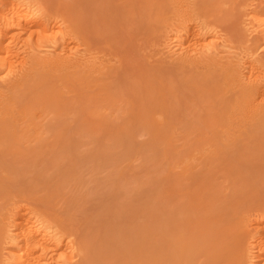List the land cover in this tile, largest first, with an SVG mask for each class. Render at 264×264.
<instances>
[{
	"label": "bare ground",
	"instance_id": "obj_1",
	"mask_svg": "<svg viewBox=\"0 0 264 264\" xmlns=\"http://www.w3.org/2000/svg\"><path fill=\"white\" fill-rule=\"evenodd\" d=\"M43 1L46 2V0ZM47 1L52 2L53 0ZM243 1L244 0H69L68 2H62V0H54V2H50L51 7L54 3L56 10L60 11L62 15L67 17L71 28V33H69V31V34L65 32L62 38H65L66 34L68 35V37L66 36L68 40L73 39L72 35H74L75 38L77 37V41L79 40L80 42L75 41L74 43L73 39V45L79 43L76 45L78 50L75 49V46L70 50L72 51L71 55H73L74 50H77L79 54L70 56L69 52L71 51L68 52L69 54L65 51L67 53L66 55L61 53V55L57 54L54 57L37 60H34V58L29 55L31 57L30 59L27 55V58L32 61H30V63L28 61V66L25 65L26 63L21 66V62L23 63V60L25 61L27 58H23V56L26 57L25 54L18 56V54L15 53L16 45H12L17 40L15 42L14 40L18 35L20 36V34H26L28 36L37 34V36L43 35V37L48 35H44V33L52 29L47 30V25L42 21V17L44 18L46 14L44 8L47 10L48 6L45 7L43 5V9L40 7L41 9L32 10V12L28 9V11H26L24 8L22 10L21 7L23 6L18 4L21 6L18 7L14 0H3V7L0 9V53H2L0 54V70H5L7 68L10 69V71H14L11 70L15 67V62L17 61L14 60L19 57L23 58V60L21 59L22 61L18 59L20 64L16 62V64L18 63V65L21 66L23 71L19 70L20 72L18 74L12 72V74L14 73V76L16 74L14 78L11 77L12 79L9 77L11 74H8L10 80L0 85L3 87V89H0V138L6 139V141H4L8 144L7 150L16 149L19 146L23 147L22 143L24 142H21V137L24 134V136L27 134L29 137L31 133H34L33 136H39L38 139L36 137L35 140H32L33 142L29 140L32 142L31 145L28 143L29 141H26L28 146H30L25 150L29 155L31 153L35 154L37 149L40 150L39 154L42 155L44 153V157L46 159L48 157L47 160H50L49 162L46 160L48 166L52 168L50 169L58 171V169L60 170L62 168L58 163L59 160H62L61 158L64 160V158L66 159L72 156V158H75V160L72 159L73 162L77 161V163L81 160L77 159L78 154L76 153V149L79 146L81 147L82 145L80 144L82 143H80V139L77 137L78 135L76 137L72 135V130H70V132L67 131L65 123H67L68 118L67 121L64 120L66 114L68 115L71 112L78 114L81 126L76 125V123L75 125L77 127L80 126L81 129H85L87 133L89 130L92 131V129L93 131L98 129L96 131L98 132L101 128L107 129L106 126H110V123H108L106 119L107 116L110 118L108 115L110 113H105L103 109L104 106L113 107L116 102L123 103L124 106L128 108L125 110L124 106L121 107L123 104L119 105V103V110L124 108L126 113L136 114L137 120L142 119V121H145L147 119H144L143 117L148 116L149 114L147 113L149 112L151 116L153 107L158 103L162 104L167 93H170L173 96L175 95L176 97L183 93L184 89H187L189 86L188 89L193 87L196 88V91L199 89L197 91L198 93H205V96L203 97L205 100L207 97L209 99V96H211L213 104L210 103V99L206 102L210 101L207 105L211 104L212 109L213 107L215 108L214 110H211V112H209L211 107L207 109L208 111L205 109V112L209 113L207 114L209 115V119L205 117L207 118L206 125H209L208 121H216L217 123V125L214 123L215 126L212 125V131L210 128L211 125L210 127L208 126V129L205 131L204 129H206V127H204V129L201 128V123L199 126H196L198 123L195 125V120H193L194 122L192 121L190 125L185 124L187 125L188 130L191 129L190 131L185 129L186 126L183 131L187 130L190 133L191 131H196V133L204 135V133L209 131L210 128V132H212L213 135H216V137H219V143L217 139L212 138V140L208 141L209 143L206 142L205 144H202L205 141H202L203 137L201 139L200 135L198 137L195 136V139H201H197L199 143L190 142L189 138L193 135V132L190 136L188 135L189 133L187 134V131H184L186 132L183 134L186 137L184 138L187 139L188 137L189 140V143L187 142V144L183 142L185 144L184 148L182 145L180 146L183 148L184 153L175 150H172L171 152V156L176 162H179L180 159L183 158L188 161H194V165L191 168L186 169L187 173L184 176L189 180L188 187H186V184L184 186L185 188H183V186L181 187L180 185L182 182L178 185L183 189L181 194H176L177 191H180L178 187H175L174 185V187L179 190L172 191L173 185L171 184L172 186H170L166 183L171 188H168L169 192L172 191L174 193L168 200L166 199V202L163 198V188L155 187L152 189L147 188L143 191H134L129 202L119 203L111 208L110 204L103 206L102 199L105 201L106 198L102 195L97 197L98 203L101 202L100 205H88L86 206L87 210H83V213L80 212L82 214H80V216L83 217L84 213L88 214V212L92 213L91 211H93L91 215L93 216L92 218H89V214L88 217H83L81 219L78 218L79 216L77 217L78 219H75V215L74 218L66 217L69 213L74 212L72 214H75V211L77 210L72 211L74 210L73 207V209H69L70 211L68 210L69 213L64 215L66 218L63 219L61 218L64 217L62 216V212H57L59 213L57 214L55 211H52L55 209H50L51 211L48 210V220L51 223L56 225L58 223L61 224L60 226L62 227V230L64 231L63 228L66 229L64 233H68L67 231H69V234H75L74 237H77L76 239H78L76 240V243L78 241L77 245L79 244L78 247H80L83 255H81V259H79L78 262L69 264H247L245 262L248 258H252L254 264H259L262 261L264 262V54L253 56L255 53L254 47L252 44L246 42V37L238 28L237 8ZM223 3L228 4V7L224 9L221 8ZM46 4L50 5L48 3ZM49 8L50 7H48V9ZM259 13L258 15L261 16L256 15V17L258 16V19L256 20L263 23L264 16H262L261 11H259ZM48 15L47 12L46 16ZM44 20L46 21L49 19H46L45 17ZM168 26L175 31L172 30L175 33V39H172H177L182 43L181 47L183 48L184 46L183 54H185L184 56L181 54L182 57L177 60V62L173 60V63H175L174 65H170L169 69L162 68L156 63H151L146 55L147 52H144L145 48L154 45L153 43H155V41L158 42L157 39L163 36L166 30L170 29ZM217 28H220L223 33V37H221L222 40L225 41V43L226 41L233 42L237 47V53H240V56L241 54H244L243 56L247 54L242 53L243 51L248 52V59H246V61L243 59L244 62H241L242 59H240V62L229 64L232 61L229 63H222L224 60H220V57H218V63V60L216 59V61L213 57L207 55V52H202L205 50L204 46H211V43H204L206 35L215 32L214 30ZM217 31L218 30H216V33ZM167 33L169 34V31H167ZM215 34H213V36ZM216 36L217 35L214 37L215 39ZM43 37H41V39ZM166 37L168 36L166 35ZM208 37L210 38V36ZM18 38L22 39L21 36ZM30 38L31 37H27V39ZM163 39H165V37ZM218 39H220V36H218ZM24 40L25 38L23 41ZM159 40L162 41L161 39ZM38 42H40V47L41 40ZM24 44L25 47L23 48H27L26 43ZM63 44L66 43L63 42ZM67 44L66 46H63L61 51H64L63 49L68 47ZM198 44H200L201 52L198 49L199 47L196 49L199 52L192 51V47L196 48ZM212 44H214V42ZM17 46L19 47V45ZM13 47H15V49ZM70 47L72 46L70 45ZM26 50L28 51V49ZM92 50L99 53L100 55L97 54V56L99 55L101 58L103 57V59L99 58L100 60H98L91 58L92 56H88V52ZM18 51L19 50H17V52ZM61 51L59 50V52ZM150 51L152 50L150 49ZM190 52L192 54L194 52L195 54L192 55ZM14 55L18 56V58L15 56L16 58L14 59ZM97 56L95 58H97ZM258 62L261 63V66H259V64L257 65ZM19 68L20 67H18V69ZM6 79L8 80V78ZM1 82H3V80ZM168 82L171 83L170 86L166 84ZM196 91L195 93L197 95L198 93ZM155 92L161 94L159 100L154 99L153 95H155ZM67 94L71 95L68 97ZM199 95L197 96L200 99H203ZM68 100L72 101L70 107L65 104ZM198 102L202 103L203 100H199ZM68 103L70 102L68 101ZM118 105L116 104V106ZM37 108L46 109L45 111L48 110L49 112H52V114L58 115L55 117H62L65 121L63 122L62 120L63 124L59 122L58 124L61 125L57 124L53 127L51 126V128L49 125L48 127L50 129L46 126L49 133H52L53 131L54 138L53 140L50 139V141L53 142L51 144H48L43 140L46 139L47 136L43 135L45 136L44 138L43 136L40 137V135H38L39 127L38 130H36V124H34L33 127L31 124L29 125V127H32L33 132L30 131L31 133H27L30 129H23L27 122L26 120L29 121V119L32 118L31 116L40 117L38 116L40 114L35 111ZM113 110L115 111V109ZM43 111L42 113H44ZM49 114H47V117H51V114ZM145 114L147 115L145 116ZM240 114L246 116V118L244 117L247 121H244L247 124L245 129H237L235 126L236 123L234 126L232 124H225L226 119L224 121L223 116H226V118L230 120L231 117H235L234 115L239 117ZM158 115L160 116V113L157 114V116ZM16 117L17 119H19L18 117H20V119H27L21 120L26 121L22 129L18 126L20 125V121L17 123L18 125L15 126L16 131H14L11 128L13 122L10 123L9 121H12V119H15ZM41 117L44 118L46 116L43 117L42 115ZM198 117L196 118L199 121L200 116ZM111 119L112 118L108 121L111 122ZM236 119L234 120L235 122ZM43 120H41V122ZM79 120L76 122L78 123ZM137 120L135 122H137ZM200 120L206 121V119ZM52 121H54V119ZM223 121L225 123H223ZM54 122H52V124H54ZM125 122V125L122 124L121 126H117L116 131L124 129L126 126ZM152 122L154 123V118ZM111 123L114 124V120ZM229 123H231V121ZM202 124L206 126L205 122H202ZM134 125L136 126V123H134ZM147 125H150V123H147ZM114 126L116 127V125ZM127 126L130 127L128 124ZM80 127H78V130ZM152 128L155 133L159 130V127H157V129L155 126ZM65 129L70 135L65 133ZM131 129L132 128H130V130ZM167 129H170L166 132L170 133V135H172L171 132L175 131L173 127ZM23 130H25V132ZM75 130H73V132ZM237 130H240L238 131L239 133H237ZM164 132L165 131H162V133ZM196 133L194 132L195 135ZM91 134L92 133H90V135ZM156 134L158 135V133ZM84 135L85 134H83V136ZM90 135L88 134V136ZM106 135L110 136V134ZM209 136L212 137L210 133ZM93 137H97V135ZM125 137L126 136L124 135V138ZM40 138L43 139L41 140ZM83 138V142H85V140H91L92 137L87 139H85V137ZM113 138L114 136H112V138L109 137L110 140L112 139V142ZM117 138L120 137L118 136ZM165 138L163 140H165ZM171 138L172 136L170 139ZM206 138H208L207 135L204 137L207 141ZM24 139L26 140V138ZM96 140L94 141L97 145L99 142ZM101 140H103V138ZM126 140L125 147L127 146L129 148L128 145L132 142L127 141L128 143H126ZM123 141L124 140L122 139V142ZM157 141L155 142H160ZM90 142H88V144ZM166 142L168 141L166 140ZM1 144H3V142ZM1 144L0 148L3 146ZM107 144L108 143L104 144L106 148L103 146V148H100L98 151H103V149L104 151L106 149V151H109L108 146L115 145L114 143ZM132 145L133 144H131L129 149L133 148ZM161 145L163 144L161 143ZM170 145L172 146V144ZM111 146L109 147L111 148ZM166 147H168V144ZM175 147L178 148L179 144L175 145ZM48 148H51V151L47 150ZM121 148L119 147V149ZM22 149L23 148H20L21 151ZM1 150L4 149L1 148ZM7 150L5 152H7ZM89 150L91 149L85 151L87 152ZM111 150L114 152V147H112ZM128 150L126 151L129 152L130 150ZM78 151H80V149ZM165 151L166 150H164V153ZM116 152L114 158L118 155ZM87 154L90 157V154ZM102 154L104 155H101L100 153L101 156L94 159L96 162L91 161L93 162L92 164H95L92 167L93 169L102 170L101 167L107 169L106 165L109 163V160L112 162L113 160L115 161V159H112L113 157L111 158L110 152L109 154L107 152H103ZM165 154L167 155V153ZM181 154L184 157L181 158ZM21 155L19 156L21 157ZM25 155L23 157L24 159L27 157ZM41 155L34 156L40 157ZM95 155L97 156V154ZM124 155L119 157L117 160V162L119 161L118 163H110L113 165V168L111 166L108 168H112L113 170L115 167H118L120 161L124 160L127 156L125 155L124 158ZM7 156L9 157V155ZM6 157L2 158L6 161ZM17 157H14V160L17 159ZM41 157H33V159H35L34 162L38 165L32 162L33 160L31 163H34L35 166L37 165L38 167L39 163L37 162V159H41ZM91 157L94 158L93 156ZM63 160L60 162H63ZM86 160L89 161L87 156ZM20 161L19 165H22ZM22 161L25 162V160ZM45 162L44 166L40 169L38 168V171L41 172L42 169L43 173ZM9 163L8 165L12 162ZM49 163H51V165H49ZM1 164L0 167H2ZM5 164L7 165V162H5L4 165ZM17 164L18 163L16 162L15 165ZM25 164L24 166L22 165V167L21 165H17L16 167H21L23 171L25 169L27 174L30 171L34 172L33 174L35 176L38 174V171H35L34 169H29L30 171H28V167L31 165L27 163L29 166H25ZM64 164L65 163H63V165ZM114 164H117V166ZM15 165H13V167ZM104 166L106 168H104ZM13 167L6 170L13 172L19 171V168L16 170V167ZM76 169H78V167H76ZM47 171L44 172L46 173ZM63 171H66V169ZM63 171L62 174L64 175ZM76 171L70 168L68 170L69 177L77 175L78 173ZM35 172L37 174H35ZM24 173L25 172H22L23 177H25ZM42 173L41 175L45 176H42L43 178H49L45 173ZM54 173L55 172H53L52 179L55 178L53 179L55 181L58 172ZM65 173L67 175V172ZM20 174L21 173H18L16 175L19 176L12 177L14 176L13 174L10 176L12 177L10 179L7 174L1 175H7L8 178L5 177L3 182H1L2 179L0 181V264H61L63 263L61 260L68 261L69 257L65 256L67 253L68 255L71 253H69L68 247H66L67 249L64 248V250H67L66 254L63 251V253H60L62 255L65 254L64 256L66 259H64L62 255L61 257L60 255L57 256V253L60 251V248L64 247L62 246L63 243L66 242V246L70 244V239L68 238V240L64 242V240L61 239V236H58L57 231L51 230L56 226L52 228L50 227V224L39 223V218H37V220L34 216L33 219L32 215V218H28L27 215H29L30 212H34L29 211L30 207L29 210H26L27 206H29L28 202V205L22 203L23 206L26 205L25 209L24 207L22 208L24 211L21 209L23 212L16 207L20 212L17 210L18 214L16 213L13 219V216L11 215V218H8L10 216H6V214H9L7 213L8 210L16 209H13L15 196L10 197V195L18 193L24 198L27 195L32 196L35 187L37 186H35V184L40 185L39 182L42 183L43 180L39 175L38 177L36 176L34 181L30 182L22 176V178H20ZM60 174L58 173L59 176ZM175 176L177 177V175ZM39 178L42 180L39 181ZM62 178H64L63 180H65L66 184L68 181L72 180L70 178L69 180L68 177L67 180L64 176ZM72 178H74V176ZM219 178H224L228 181V186L225 189L219 184ZM45 179L43 182L46 184L49 183V180L46 179L45 181ZM179 179H181V177ZM35 180L38 181V183H35ZM62 181L59 183L65 184ZM60 184L58 186H52V193H50L52 196L53 193L56 194V196L54 195L55 197L62 193L61 190L65 187H63V185L60 187ZM48 185L49 184L46 185V190H49L51 187V185H49V187ZM43 186L42 188L45 187ZM36 188H38V186ZM35 192L37 191L35 190ZM45 193L46 197L47 195L49 197L51 196L47 192ZM25 194L27 195L24 196ZM34 194V197L37 199L38 195L36 196V193ZM52 196L50 198L41 196L45 199H41V197L38 196V201L36 202L40 204L35 203L33 206H37V204L38 206H41L42 204L44 207L46 205V207H50V205L54 203L53 199H55L54 197L52 198ZM27 198L32 197L27 196ZM21 199L22 197L19 198V201ZM75 200L77 199L75 198ZM33 201L34 200L30 202V205H32ZM72 203L73 201H71V204ZM18 206H20V204ZM37 208L39 209L40 207ZM78 208L80 207L77 206L76 209ZM80 210L82 209H79V211ZM27 212L29 214H27ZM10 213L12 214V212ZM70 215L71 214H69V216ZM249 223L252 224V228H250L252 229L251 231L248 228L250 225ZM3 250L6 252L3 253ZM70 257L73 256L71 255ZM65 263L67 262L65 261Z\"/></svg>",
	"mask_w": 264,
	"mask_h": 264
},
{
	"label": "rangeland",
	"instance_id": "obj_2",
	"mask_svg": "<svg viewBox=\"0 0 264 264\" xmlns=\"http://www.w3.org/2000/svg\"><path fill=\"white\" fill-rule=\"evenodd\" d=\"M15 1V3H17V5L18 4H21L23 7H21L20 5H18V7H21V9L23 10V8L26 10V11H34V10H37V9H43V7L45 6V7H50L49 9H48V7H47V10H46V8H44L45 9V13L47 14V12H48V16H46V14H45V16H44V18L42 17V21H44L45 22V24L47 25V30H49V29H52V30H49V31H47V32H45L44 33V35L45 34H48V35H46V36H44L43 37V35H38L37 36V34H34V35H31V36H28V35H24V34H20V36L22 37V39H20V38H18V37H20L19 35L17 36V38H15V40H14V44L12 45V46H14V45H16V49L17 50H19L18 52H17V50L15 49V47H13L14 49H15V53H17L18 54V56L19 55H21V54H25L26 55V57L25 56H23V58H27V55H28V57L31 59V57H33L34 58V60L36 59H47V58H49V57H54V56H56L57 54H60L61 55V53H64L65 55L69 52V51H71L70 49L71 48H74V46H75V49H77L78 50V48H76L77 46V44H79V43H76V44H74L73 45V39H74V43H75V41L76 42H80L79 40L77 41V39L75 38V36L74 35H72L73 37V39H69L70 40V42H69V40L66 38V36L68 37V35L67 34H69V33H71V28H70V26H69V21H68V19H67V17L66 16H64V15H62V13L60 12V11H58V10H56V7H55V5H54V3L52 4V7H51V4H50V2L51 1H47L46 0V2L45 1H43V0H14ZM17 1V2H16ZM68 2L69 0H62V2ZM3 0H0V9L3 7ZM18 2H20V3H18ZM52 2H54V0L52 1ZM51 2V3H52ZM45 3V4H44ZM46 3H48V4H50V5H47ZM44 5V6H43ZM223 6L221 7V8H227L228 7V4H222ZM41 7V8H40ZM28 9V10H27ZM238 17H237V22H238V28L241 30V32L244 34V36L246 37V39H247V43L248 44H252V46L254 47V49H255V53L253 54V56L254 55H257V54H264V22L262 23H260L258 20H256V19H258L257 17L258 16H261V15H258V13H259V11H261V14H262V16H264V0H244L243 2H241L239 5H238ZM32 11V12H33ZM260 14V13H259ZM256 15H258L257 17H256ZM45 17H46V19H49V20H44L45 19ZM48 21V22H47ZM67 21H68V23H67ZM47 22V23H46ZM259 22V23H258ZM52 25V26H51ZM263 25V26H262ZM52 27V28H51ZM169 28H167V29H169V30H166V32H165V34L163 35V36H161L159 39H163L164 37H165V39H163L162 41H160L159 39H157L158 40V42L157 41H155V43L157 44V46H156V44L155 43H153L154 45H151V47L149 46L148 48H145V50H144V52L146 53V55H147V57H148V59H149V61L151 62V63H156V64H158V65H160L162 68H170V65H174V63H173V60L174 61H176L177 62V60H179L182 56H181V54H183V50H184V46H183V48L181 47L182 46V43H180V41L179 40H174L175 39V31L173 30V29H171V27L170 26H168ZM174 32H173V31ZM216 30H218L217 31V33H216ZM216 30H214L215 32H212V33H209V34H207L206 35V37H205V42L204 43H206L207 42V44H209V43H211V46L209 45V47L208 46H204V48H205V50L204 49H202V50H204V51H202V52H207L208 54L207 55H209L210 57H213L215 60L218 58V57H220L219 59L221 60H224V62H222V63H229L230 61H232V62H230L229 64H232L233 62V64H235V63H237V62H240V59H242L241 60V62H244V61H246V59H248V52L247 51H243L242 53H247L245 56H243L244 54H241V56L243 57H241L240 56V53H237L238 52V49H237V47L234 45V43L232 42L231 43V41H226V43H225V41H223L222 40V38L221 37H223V33H222V31L220 30V28H217ZM68 31H69V33H68ZM167 31H169V34L167 33ZM171 31V32H170ZM65 32L67 33L66 35H65V38H62V36H64L63 34H65ZM174 34H173V33ZM211 32V31H210ZM263 32V33H262ZM216 33V34H215ZM171 34V35H170ZM213 34H215V35H217L216 36V39L214 38L215 37V35L213 36ZM221 34V35H220ZM166 35L168 36V37H166ZM171 37H170V36ZM32 36H34V37H32ZM37 38H39V39H37ZM174 36V37H173ZM208 36H210V38L208 37ZM218 36H220V39H218ZM25 38V40L24 41H26V42H24L23 41V39ZM27 37L29 38V37H31L30 39H27ZM41 37H43L42 39H41ZM212 37V38H211ZM172 38H174V39H172ZM214 38V39H213ZM19 39V40H18ZM27 39V40H26ZM36 39V40H35ZM41 40V44H40V47H39V43L40 42H38V41H40ZM63 40V41H62ZM68 40V41H67ZM72 40V41H71ZM212 40V41H211ZM222 40V41H221ZM19 41V42H18ZM29 41V42H28ZM36 41V42H35ZM65 41H67V42H65ZM175 41V42H174ZM21 42V43H20ZM63 42L64 43H71V44H67V46L68 47H65L63 50L64 51H61L62 50V48H63V46H66V44H63ZM214 42V44H212ZM17 43H20V44H17ZM24 43H26V45H27V48H23V47H25L24 45ZM38 43V44H37ZM159 44V45H158ZM17 45H19V47L17 46ZM29 45V46H28ZM70 45L72 46V47H70ZM21 46V47H20ZM38 46V47H37ZM61 46V47H60ZM156 46V47H155ZM159 46V47H158ZM196 47V46H195ZM199 47V48H198ZM20 48V49H19ZM30 48V49H29ZM68 48H69V50H68ZM79 48H81V47H79ZM193 49H192V51L194 50V52H199L200 51V49H201V47H200V44H198L197 45V47L196 48H194V47H192ZM199 49V51L198 50H196V49ZM203 48V47H202ZM213 48V49H212ZM26 49H28V51L26 50ZM67 49V50H66ZM150 49L152 50V51H150ZM154 49V50H153ZM210 49V50H209ZM59 50L61 51V52H59ZM75 51L74 50V52H73V55H71L72 54V51L71 52H69L68 54L70 55V56H74V55H77V54H79L78 53V51ZM58 51V52H57ZM65 51H67V53L65 52ZM97 51V50H96ZM149 51V52H148ZM191 51V52H192ZM21 52V53H20ZM76 52V53H75ZM94 52H95V50L93 51H90V52H88V56H92L91 58H94V59H98V60H100L99 58H101L99 55V53H97V52H95V54H94ZM151 52V53H150ZM153 52V53H152ZM181 52V53H180ZM190 52V53H191ZM193 52V54H195ZM201 52V51H200ZM14 53V54H15ZM180 53V54H179ZM184 53H185V51H184ZM0 54H2V53H0ZM16 54V55H17ZM64 54H62V55H64ZM97 54H99L98 56H97ZM150 54V55H149ZM153 54V55H152ZM192 54V53H191ZM192 54V55H193ZM198 54V53H197ZM213 54H215V55H213ZM16 55H14V59L17 57L18 58V56H16ZM31 57H30V56ZM185 54H183V56H184ZM16 56V57H15ZM47 56V57H46ZM97 56V58H95ZM179 56V57H178ZM215 56H217V57H215ZM22 57V56H21ZM44 57V58H43ZM244 57H247V58H244ZM23 58H18L19 60H23ZM32 58V59H33ZM153 58V59H152ZM18 59H15L14 61H16V62H18L19 64H20V62L18 61ZM101 59H103V57L101 58ZM231 59V60H230ZM243 59H244V61H243ZM21 60V61H22ZM218 60V59H217ZM216 60V61H217ZM225 60H229V61H225ZM234 60V61H233ZM235 60H236V62H235ZM239 60V61H238ZM28 61H29V63H30V61H32V60H29L28 58L24 61L23 60V63L21 62V66H23L22 64H25L26 66H28ZM158 61V62H157ZM161 61V62H160ZM169 61V62H168ZM16 62H15V67L13 68V69H11V70H14V71H10V69H5V70H0V85L1 84H4V82H7V81H9L10 79H9V77L11 78H14L15 76H16V74H18L20 71L19 70H21V71H23L22 69H21V66L20 65H18V63L16 64ZM163 62V63H162ZM170 62H172V63H170ZM218 63H219V60L217 61ZM170 63V64H169ZM241 64V63H240ZM259 64V66H261V63H257V65ZM18 67H20L19 69H18ZM16 68V69H15ZM23 68V67H22ZM24 69V68H23ZM8 70V71H7ZM17 70V71H16ZM7 72V73H6ZM9 72H11V73H9ZM12 72H16V74H15V76H14V73L12 74ZM6 74H7V76H6ZM8 74H11L10 76L8 75ZM9 76V77H8ZM4 78V79H3ZM6 78H8V80L6 79ZM11 78V79H12ZM3 80V82H1ZM6 80V81H5ZM168 86H170V82H168V83H166ZM190 87V86H189ZM188 87V88H189ZM187 88V89H188ZM0 89H3V87L2 86H0ZM184 89V91H183V93H181V94H179L178 96H176L175 97V95L173 96L172 94H170V93H167V94H169V95H167L166 94V96H165V99H164V102L163 101H161V102H163L162 104L161 103H158L159 104V106H158V104L155 106L156 107V109H155V107H153V109H152V111H151V116H150V112L149 113H147V114H149L148 116H146L147 114H145V116L146 117H143L144 119H147V120H145L146 121V123H145V121H142V119H136V114L134 115V114H131V113H126V109L128 108H126L125 106H124V104L123 103H120V102H116L115 103V106H113V107H111V106H108V107H106V106H104L103 107V109H104V111H105V113L106 114H108V113H110V114H108L109 116H110V118H112L113 119V117H114V124L113 123H111L113 120L111 119V122L110 121H108L110 118L107 116V122L108 123H110V126L109 125H107L106 127H107V129H105V128H101V129H103V130H101L100 128V130L98 131V132H96L97 130L95 129L94 131H93V129H92V131L91 130H89V132L87 133V131H85V129H81V123H80V120H79V115L78 114H75V113H73V112H71V113H69L68 115L66 114L65 116V118H64V120L65 121H67V118H68V121H67V123H65V126L67 127V131H69L70 132V130H72V135L73 136H77L79 139H80V143H82V144H80V145H82L81 147L79 146V144H78V146L79 147H77V149L79 150L80 149V151L82 152H80V151H78L77 149H76V153L78 154V156H77V159H81L80 160V162L79 163H77V161L75 162H73V160H75V158H72V156L71 157H68V158H64V160H63V158H61L62 160H63V162H60V161H62V160H59L58 161V163H59V166H61L62 168L59 170L58 169V171H53V170H51L52 168L50 167V166H48V164H47V161L49 162L50 160H47L48 159V157H47V159L44 157V153L41 155V154H39L40 153V150H38L37 149V151L35 152V154H30L29 155V153L25 150L27 147H29L30 145H31V143L33 142L32 140H35L36 139V137H37V135H35V136H33L34 135V133H31L30 131H32V127H33V125L34 124H36L35 125V128H36V130H38V127H39V134L38 135H40V137L41 136H43V135H45V136H47L46 137V139H43V138H40L41 140L43 139L46 143H53L52 141H50V139L51 140H53V138H54V136H53V131H52V133H49L48 132V128L50 127L51 128V126L53 127L54 125H57L59 122L61 123V124H63V122H65L64 120H63V118L61 117H55V116H58V115H56V114H52V112H49L48 110L47 111H45L46 109H39V108H37L35 111H37V113L38 114H40V115H38V116H40L39 118L37 117V116H31L32 118H30L29 119V121L28 120H26L27 118H23L24 120H26L27 122H29V123H27L26 121H21V120H23V119H20V117H18L19 119H17V117L15 118V119H12V121H9L10 123H12L13 125H11V128H12V130H14V131H16V127L15 126H17L18 124L17 123H19L20 121L22 122H20L19 124L20 125H18L21 129L23 128V125L25 124V122H26V124H25V126H24V128L23 129H25L26 128V130H28V129H30L29 130V132H27V133H31L32 134V136H31V134L29 135V137L27 136V134H26V136H22L21 138L22 139H20V140H22L21 142H24V143H22V146L23 147H21V146H19L18 148H14V149H8L7 150V148H8V144L5 142L6 141V139H4V138H0V142L2 143L3 142V144H1V145H3L1 148L2 149H4V150H1V148H0V164L2 165V167H0V171H2V172H0V176L2 175V174H7L8 176H9V179L10 178H12V177H15V176H19V175H16V174H18V173H21L20 174V178H22L23 177V174H22V172H25L24 173V176L26 177H23L24 179H26V180H29L30 182H32V181H34V179H36V176L38 177L39 175V177H42V176H44V175H41V173H42V169H41V172L40 171H38L42 166H44V162H45V167L43 168V170L44 171H47L46 173L43 171V173L42 174H44L45 173V175L46 176H49V178H46V179H48L49 180V183H47V184H49V185H51V187H50V189L49 190H46L45 188H46V183H44L43 182V180L45 179V178H43L42 177V183H43V185L45 186H43L42 185V183L41 182H39L40 183V185H38V184H35V186L37 185L38 186V188H39V190H38V188H36L35 187V190L37 191V192H35V190H34V192H33V195L32 196H29V195H27V194H25L24 196H28V197H32V198H27V196L24 198L22 195H19L18 193H14L13 195H10V197H14L15 196V202H13V203H15L14 205H13V209H15L16 207L19 209V210H21L23 207H24V209H25V207H26V205H24L23 206V204L22 203H26L27 204V202H28V204H29V206H27V209L26 210H29V207H30V210L29 211H34V212H30V214L27 212V214H29V215H27L28 216V218H30L31 217V215H32V217H33V219H34V216L36 217V219L37 218H39V223H42V224H50V227H54V226H56V227H54V229H51V230H55V231H57L58 232V236L60 235L61 236V239H63L64 240V242L65 241H67L68 240V238L70 239L69 240V242H70V244H71V247H70V244H68V246H66L67 244H66V242L65 243H63V245L62 246H64V247H62V248H60L59 250V252L57 253V256L58 255H60V257H61V255L62 254H60L62 251L66 254L67 253V248L66 247H68V251H69V253H70V255H68V253H67V255H65V256H68L69 257V260L67 261V260H65L67 263H65V261H63V260H61V262H63V263H61V264H69V263H76V262H78L79 261V259H81V255H83V253H82V251L80 250V247H78L79 246V244L77 245V243H78V241H77V243H76V240H78V239H76L77 237H74L75 236V234H73V233H70L69 234V231H67L68 233H64V231L66 230L65 228H63L64 229V231L62 230V227L60 226L61 224H59V226H58V224L56 225V224H54V223H51L49 220H48V213L47 212H49V211H51L50 209H55V210H52V211H55L56 213L57 212H59V213H61L62 212V216H64V215H66V214H68L69 212H68V210L71 208V209H73L74 208V210H72V211H75V210H77V211H75V214H72V213H74V212H72V213H69V214H71L70 216H69V214H68V216L66 215V217H72V218H74L75 216V219H81V218H83V217H88L89 215V218L91 217H93V216H91L92 215V213H93V211H91L92 213H89L88 211H86V212H88V214H83V217L82 216H80V214L81 213H83L82 211L83 210H87V208H86V206H88V205H93V204H99L100 205V203H98V198L97 197H100V196H102V195H104L103 197H105L106 199H105V201H104V199H102V203H103V206H106V205H109L110 204V208L111 207H113L114 205H117V204H119V203H126V202H129L130 201V197H132V194H133V192L134 191H143V190H145V189H147V188H155V187H160L161 189L163 188V191H164V195H163V198L165 199V202L169 199V197H171L172 196V194H174L172 191L173 190H175V191H177V190H179L180 189V191H177L176 192V194H181V192H183V189L182 188H180V186L182 187L183 186V188H185L184 186H185V184H186V187H188V184H189V180H187L184 176L186 175V173H187V170L186 169H188V168H191L193 165H194V161L193 160H187V159H185V158H183V159H180V161L177 163L176 161H175V159L174 158H172V156H171V152H172V150L174 151H180L181 153H184V151H183V148H184V146H185V144L184 143H186L187 144V142L189 143V140H190V142H197V143H199L198 142V140H201L202 139V137H203V139H204V137H206V135H207V137L209 138H206L207 139V141L204 139H202V141H205V142H203L202 144H205L206 142L207 143H209L208 141H210V140H212V138H214V139H217V141H218V143H219V137H216V135H213V133L212 132H210V128H211V131H212V129H213V126H215V124L214 123H216V121L214 122V121H212V122H210V121H208L209 123V125H206L207 123V118H208V116L209 115H207V114H209V113H207V112H205L207 109H209L210 107H211V109H209V112H211V110H214L215 108L213 107V109H212V105L211 104H208L209 105V107H208V105H207V103L208 102H210V101H208V102H206L207 100H211L212 99V97L211 96H209L210 98L208 99V97L206 98V100L203 98L204 96H205V93H203V92H201V93H198L197 91L199 90H197L196 91V88H190V89ZM187 90V91H186ZM159 91V90H158ZM195 91L198 93L197 95H199V94H201V95H199V96H201V98H203V99H200L197 95H196V93H195ZM200 92V91H199ZM157 92H155V95H153V97H154V99L155 100H159V98H160V93L158 94H156ZM202 93H203V96H202ZM191 94V95H190ZM192 94H193V96H192ZM68 95V97H69V95H71V94H67ZM157 95H158V97H157ZM172 95V96H171ZM195 95V96H194ZM168 96V97H167ZM192 96V97H191ZM206 96H208V95H206ZM172 99H170V98ZM158 98V99H157ZM191 98H192V101H191ZM195 98V99H194ZM68 99H71V98H68ZM185 99V100H184ZM174 100V101H173ZM199 100H203V102L202 103H200V102H198ZM68 101L70 102V103H68ZM68 101H66L67 103H65L66 105H69L68 107H70V104H71V100H68ZM175 102V103H174ZM204 102H206V103H204ZM120 103V104H119ZM169 103V104H168ZM197 103V104H196ZM210 103H212L213 104V101L211 100V102ZM116 104L118 105H122L121 107H123L124 106V108H125V110H124V108H122V110H123V112H122V110H119L118 109V107L120 108V106L118 105V106H116ZM177 104V105H176ZM203 106H204V108H203ZM117 107V108H116ZM158 107V108H157ZM205 107H207V108H205ZM107 108V109H106ZM112 108V109H111ZM39 109V110H38ZM106 109V110H105ZM113 109H115V111L117 110L118 111V114L120 115V117H119V115L117 114V111L115 112ZM206 109V110H205ZM44 110V111H43ZM156 112V114H155V112ZM162 110V111H161ZM39 111V112H38ZM42 111L45 113H42ZM107 111H109V112H107ZM208 111V110H207ZM47 112V113H46ZM160 113V116L158 117L157 116V114H159ZM51 114V117L49 116V117H47L48 115L47 114ZM186 113V114H185ZM218 113H219V111H218ZM49 114V115H50ZM126 114V115H125ZM152 114H155V115H152ZM206 114V115H205ZM43 115V117L44 116H46V117H44V118H42L41 116ZM117 115V116H116ZM189 115V116H188ZM205 115V116H204ZM54 116V117H53ZM126 116V117H125ZM131 116V117H130ZM153 116H155V117H153ZM198 116H200V119H206V121H204V120H200L199 119V121H198V119L196 118V117H198ZM202 116V117H201ZM235 117H231V119L230 120H228V118H226V116H223V120L225 121V119H226V123L223 121V123H225V124H232L233 126L235 125V123H236V128L237 129H240L241 130V128H242V130L243 129H245V127H246V116H244L243 114H240L239 115V117L238 116H236V115H234ZM241 116V117H240ZM125 117V118H124ZM154 118V123L152 122L153 121V118ZM156 117H157V119H156ZM205 117H207V118H205ZM219 117V116H218ZM236 117H237V119H236ZM245 117V118H244ZM57 118H58V120H57ZM122 118V119H121ZM130 118V119H129ZM137 120V122H135L136 120ZM199 118V117H198ZM43 119H46V120H43ZM54 119V121H52V120ZM79 120V122L77 123L76 121H78ZM128 119V120H127ZM149 119V120H148ZM209 119V118H208ZM236 119V122L234 121ZM245 119V120H244ZM15 120H16V122H15ZM36 122H34V121ZM41 120H43L42 122H41ZM62 120H63V122H62ZM134 120V121H133ZM193 120H195V125L198 123V125H196V126H199L200 125V123H201V128H203L204 129V127H206V129H204L205 131L208 129V126L210 127V125H211V127L209 128V131H207V132H205L204 133V135H200L199 133H196V131H191V133L193 132V135H194V137H193V135L191 136V133L190 132H188V131H190V130H188L187 129V125H185V124H191L192 123V121ZM240 120H241V122H240ZM30 121H32V122H34V123H32V122H30ZM49 121V122H48ZM116 121V122H115ZM126 121V122H125ZM131 121V122H130ZM148 121V122H147ZM205 122V125L206 126H204V124H202V122ZM231 121V123H229ZM234 121V122H233ZM237 121H238V123H237ZM244 121H246V122H244ZM41 122V123H40ZM48 122V123H47ZM52 122H54V124H52ZM57 122V123H56ZM119 122V123H118ZM124 122L126 123V126H127V124L130 126V127H126L125 126V128L124 129H122V130H119V131H116L117 130V126H121L122 124L123 125H125L124 124ZM129 122V123H128ZM139 122V123H138ZM141 122V123H140ZM186 122H188V123H186ZM190 122V123H189ZM194 122V121H193ZM233 122V123H232ZM243 122V123H242ZM47 123V124H46ZM75 123H76V125H80V126H78V127H80L79 128V130H78V127L75 125ZM134 123H136V126L134 125ZM138 123V124H137ZM145 123V124H144ZM147 123L149 124L150 123V125H147ZM218 123H219V121H218ZM31 124V128L29 127V125ZM61 124H58V125H61ZM73 124V125H72ZM154 124V125H153ZM238 124V125H237ZM243 124V125H242ZM244 124H245V126H244ZM38 125V126H37ZM50 125V126H49ZM114 125H116V127L114 126ZM138 125V126H137ZM193 125V124H192ZM202 125H203V127H202ZM213 125V126H212ZM216 125H217V123H216ZM240 125V126H239ZM14 126V127H13ZM22 126V127H21ZM42 126V127H41ZM48 128H47V127ZM74 127V129H73V127ZM76 126V127H75ZM140 126V127H139ZM148 128H146V127ZM155 126V128L157 129V127H159L158 129V131L156 132V133H158V135L155 133V132H153V128L152 127H154ZM161 126V127H160ZM172 128L173 127V129L175 130L174 132H171V131H169V132H171L172 133V135H170V133H166V132H168V130H170V129H167V128H170V127ZM183 126V127H182ZM186 126V128L185 129H187V130H184V131H187V134L188 135H190L189 137V140H188V137H187V139H185L186 137L183 135L184 133H186V132H184L183 131V129H184V127ZM231 126V125H230ZM241 126H243V127H241ZM28 127V128H27ZM189 127V126H188ZM49 128V129H50ZM70 128V129H69ZM115 128V129H114ZM130 128H132L131 130H130ZM139 128V129H138ZM152 128V129H151ZM167 130H166V129ZM176 128H179V129H176ZM215 128V127H214ZM235 128V127H234ZM69 129V130H68ZM77 131H76V130ZM104 129H105V132H104ZM112 129V130H111ZM115 130V132H114V130ZM136 129V130H135ZM137 129H138V131H137ZM181 129V130H180ZM40 130H41V132H40ZM46 130H47V133H46ZM73 130H75L74 132H73ZM81 130H82V132H81ZM109 130H111V131H109ZM124 130H126V131H124ZM141 130V131H140ZM240 130H237V133H239L238 131H240ZM24 132H25V130H23ZM67 131H66V129H65V133L68 135H70V133H67ZM85 131V132H84ZM91 131V132H90ZM134 131V132H133ZM140 131V132H139ZM159 131H160V133H159ZM162 131H165L164 133H162ZM173 131V130H172ZM33 132V131H32ZM43 132V133H42ZM76 132H77V134H76ZM119 132V133H118ZM138 132V133H137ZM194 132L196 133V135L194 134ZM44 133H46V134H44ZM90 133H92L91 135H90ZM113 133V134H112ZM125 133V134H124ZM209 133H210V135L212 136V137H210L209 136ZM212 133V134H211ZM241 133V132H240ZM42 134V135H41ZM83 134H85L84 136H83ZM88 134L90 135V136H88ZM95 134V135H94ZM106 134H110V138H112V136H114V138H113V142H112V139L110 140L109 139V137L106 135ZM112 134V135H111ZM116 134V135H115ZM121 134H123V135H121ZM126 134H128V135H126ZM162 134H163V136H162ZM167 134H168V137H167ZM86 135H87V137H86ZM97 135V137H93V136H96ZM124 135L126 136L125 138H124ZM134 135V136H133ZM186 135V134H185ZM200 135V137H201V139H195L196 137H198ZM30 136H31V138H30ZM45 136H43L44 138H45ZM105 136V137H104ZM120 137V138H117V137ZM158 136V137H157ZM172 136V138L170 139V137ZM196 136V137H195ZM214 136V137H213ZM26 138V140L24 139V138ZM35 137V138H34ZM39 137V136H38ZM38 137H37V139H38ZM83 137H85V139H87V138H89V137H92L91 138V140L92 139H94V140H96V139H98V140H96V141H98L97 143V145L95 144L96 142L94 141V140H85V142H83V140H84V138ZM155 137H157V138H155ZM163 137V138H162ZM165 137H167V138H165ZM185 137V138H184ZM199 137V138H200ZM100 138V139H99ZM103 138V140H101ZM109 140H108V139ZM128 138V139H127ZM131 138V139H130ZM160 138H162V139H160ZM165 138V140H163ZM48 139H49V141H48ZM107 139V140H106ZM122 139L124 140L123 142H124V144H123V142H122ZM127 139V140H126ZM129 139H130V141L132 142L131 144H133L132 145V149H129L130 148V146H131V144L129 143V148L126 146L125 147V140H126V143H128L127 141H129ZM156 139V140H155ZM176 139V140H175ZM5 140V141H4ZM24 140V141H23ZM29 140H31V141H29ZM160 141L159 143H156L155 141ZM161 140H163V141H161ZM166 140L168 141V142H166ZM171 140V141H170ZM176 141V143H175V141ZM185 140H187V141H185ZM26 141H29L28 143L30 144L29 146H28V143L26 142ZM48 141V142H47ZM82 141V142H81ZM90 142L89 144H88V142ZM104 141V142H103ZM129 141V142H130ZM157 141V142H158ZM202 141H200V142H202ZM87 142V143H86ZM94 142V143H93ZM102 144H101V143ZM108 143V144H110V143H114V144H112V145H114V146H111V145H109V146H111V148L112 147H114V152H112V150H111V148L108 146V148H109V151H106L108 154H109V152H110V156H111V158L112 159H115V161L113 160V162H117V160L119 159V157H121V155L123 156L125 153V155H127L126 156V158H125V155H124V160H121L120 161V164H119V166L118 167H115V166H117V164L114 166L115 168L112 170V164H110V163H113L112 161H110L109 160V163L108 164H110V165H106V167H107V169H103L102 167H101V169L102 170H97V169H93L92 167H93V165H95V164H92L93 162H91V161H95L94 159L95 158H97V157H99V156H101V155H104V154H102L103 152L104 153H106L105 151H104V149H103V151H98V150H100V148H103V146H104V144H106V143ZM173 142H174V144H173ZM184 142V143H183ZM84 143H85V145H84ZM161 143L163 144V145H161ZM172 144V146L170 145V144ZM182 143V144H181ZM5 144H6V146H5ZM107 144V145H108ZM167 144H168V147H166L167 146ZM179 144V147L178 148H176L175 147V145H178ZM98 145H100V146H98ZM101 145H102V147H101ZM116 145H117V147H116ZM122 145H123V147L125 148H123L122 147ZM127 145V144H126ZM157 145V146H156ZM182 145V147L183 148H181L180 146ZM175 148H174V147ZM4 147V148H3ZM99 147V148H98ZM105 147V146H104ZM119 147L121 148V149H119ZM166 147V148H165ZM20 148H23L24 149V152H25V154H27V155H25L24 154V152H23V149H22V151L20 150ZM97 148V149H96ZM106 148V147H105ZM130 150H128V149ZM162 148H163V151H162ZM88 149H91V150H89V151H85V150H88ZM177 149V150H176ZM7 150V152H5ZM12 150V151H11ZM47 150H50L51 151V148H48ZM92 150H94V151H92ZM102 150V149H101ZM116 150H117V152H116ZM126 150H128L129 152H127ZM164 150H166L165 151V153H167V155L164 153ZM3 151H4V155H3ZM16 153H15V152ZM85 151V152H84ZM126 151V152H125ZM183 151V152H182ZM12 152H13V154H12ZM23 152V153H22ZM38 152V153H37ZM101 153V155H100V153ZM111 152H112V154H111ZM115 152H116V154H118L117 155V157L116 158H114L116 155H115ZM122 152V153H121ZM123 152H125V153H123ZM18 153H19V155H21V153H22V155H21V157L18 155ZM87 153H89L90 154V157H89V155L87 154ZM119 153H121V154H119ZM82 154H83V156H82ZM91 154H97V156L95 155H91ZM7 155H9V157L7 156ZM24 155L25 156H27V157H25V159L23 158L24 157ZM34 155H41L40 157H41V159H37L38 161V163H39V166L37 167V163H35L34 161H35V159H33V157H35V158H40V157H36V156H34ZM85 155V156H84ZM182 155V154H181ZM180 155V156H181ZM185 155V154H184ZM7 156V157H6ZM18 156V157H17ZM30 156V157H29ZM86 156H87V159H89V161L88 160H86ZM91 156H93L94 158H92ZM170 158H169V157ZM2 157H6V161L2 158ZM14 157L16 158L17 157V159H15L14 160ZM20 157V158H19ZM32 157V158H31ZM80 157V158H79ZM84 157V158H83ZM159 157H160V159H159ZM163 157V158H162ZM182 157H184L183 155L181 156V158ZM12 158V159H11ZM91 158V159H90ZM123 158V157H122ZM4 161H3V160ZM19 159V160H18ZM20 159H21V161L22 160H25V162L24 161H20ZM31 159V160H30ZM73 159V160H72ZM9 160V161H8ZM27 160H29V161H27ZM33 160V161H32ZM70 160V161H69ZM19 161H20V163H22V165L24 166V164H25V166H29V165H31V166H29L28 167V171H30V170H32V169H34L35 171H38L37 173L35 172V174H37L36 176L33 174L34 172H32V171H30L28 174H27V171H25V169H24V171L22 170V165H21V167H16L17 165H19ZM31 161L32 162H34L35 164H37L36 166H35V164L33 163H31ZM42 162V164H41V162ZM69 161V162H68ZM85 161V162H84ZM5 162H7V165H8V163L10 162H12L10 165H12V166H10V165H4V163ZM18 163L17 165H15V163ZM84 162V163H83ZM88 162H91V163H88ZM96 162V161H95ZM119 162V161H118ZM117 162V163H118ZM172 162V163H171ZM24 163V164H23ZM29 165H28V164ZM63 163H65L64 165H63ZM66 163H67V165H66ZM70 163H73V164H70ZM76 163V164H75ZM82 163H83V165H82ZM86 163V164H85ZM176 164V166H175V164ZM181 163V164H180ZM75 164V165H74ZM13 165H15L14 167H13ZM19 165V166H20ZM47 165V166H46ZM49 165H51V163H49ZM63 165V166H62ZM73 165V166H72ZM82 165V166H81ZM5 166V167H4ZM36 167V169H35V167ZM65 166H66V168H65ZM72 166V167H71ZM78 167V169H76V167ZM81 166V167H80ZM112 167V168H108V167ZM15 168L16 167V170H17V168H19V171H7L6 169H8V168ZM46 167H48V168H46ZM64 167V168H63ZM105 166H104V168H106ZM1 168H3V169H1ZM21 168V169H20ZM27 168V167H26ZM39 168V169H38ZM51 168V169H50ZM72 169V170H74V171H76L78 174L77 175H73L74 176V178H72V177H69V172H68V170L69 169ZM30 169V170H29ZM50 169V170H49ZM66 169V171H63V170H65ZM76 169V170H75ZM5 170V171H4ZM33 170V171H34ZM58 172L59 174H60V176H64L66 179H67V177H68V179L70 178V179H72L71 181H68L67 182V184L65 183V180H63L64 178H62V177H60L59 175H58V173L56 174L57 175V177H56V180L54 181L53 179H55V178H53L52 179V177H53V172ZM62 171H63V173H64V175L62 174ZM9 172V173H8ZM65 172H67V175H66V173ZM75 172V173H76ZM2 173V174H1ZM54 173V174H55ZM185 173V174H184ZM11 174V175H10ZM14 174V176H12ZM180 174H181V176H180ZM1 176V178H0V181H1V179H2V181L1 182H3L4 181V178L5 177H7L8 178V176L6 175V176ZM29 175V176H28ZM51 175V176H50ZM55 175V176H56ZM66 175V176H65ZM175 175H177V177L175 176ZM10 176H12V177H10ZM22 176V177H21ZM34 178H33V177ZM54 176V177H55ZM60 178H59V177ZM181 177V179H179L180 177ZM45 177V176H44ZM167 177H168V179H167ZM33 179V180H32ZM46 179H45V181H46ZM52 179V180H51ZM67 179V180H68ZM69 179V180H70ZM38 180V179H37ZM40 180V178H39V181H41ZM58 180V181H57ZM63 180V181H62ZM66 180V181H67ZM5 181H7V180H5ZM36 181V180H35ZM53 181V182H52ZM64 182L65 184H63V183H59V182ZM180 181V182H179ZM186 181V182H185ZM172 182V183H171ZM177 182V183H176ZM179 182V183H178ZM181 182H182V184H181ZM35 183H38V181H36ZM53 183H55V184H53ZM170 185V186H172L173 185V188H175V187H178V188H175V189H173L172 188V191H170L169 192V189L168 188H170L168 185ZM174 183V184H173ZM46 184V185H45ZM60 184V187L63 185V187H65V188H63V190H61V192L63 193H59L60 195V197L59 196H57V197H55L56 196V194L55 193H53V196H52V194H50V193H52L51 192V189H52V186L53 185H55V186H58ZM167 186H165V185ZM172 184V185H171ZM177 184V185H176ZM181 184V185H180ZM184 184V185H183ZM219 184L225 189L227 186H228V181L227 180H225L224 178H219ZM49 185H48V187H49ZM65 185V186H64ZM67 185V186H66ZM174 185H175V187H174ZM178 185H180V186H178ZM42 186L44 187V188H42ZM54 186V187H55ZM163 186V187H162ZM42 189H45V190H42ZM48 189V188H47ZM168 189V190H167ZM171 189V188H170ZM182 189V190H181ZM47 192L49 195H51L52 196V198L54 197L55 199H53L54 200V203L52 204V205H50V207H44V206H42V204H41V206H38V204H40V203H38V202H36V201H38L37 199H38V196H44V197H46L45 195H46V193L45 192ZM58 192V191H57ZM60 192V191H59ZM112 192V193H111ZM169 194H168V193ZM32 193V192H31ZM34 193H36V196H37V199H36V197H34ZM44 193V194H43ZM109 193V194H108ZM116 193V194H115ZM16 194H17V196H16ZM43 194V195H42ZM55 195V196H54ZM57 195H58V193H57ZM116 195H117V197H116ZM169 195V196H168ZM50 196V197H51ZM168 196V197H167ZM176 196H178V195H176ZM22 197V199L19 201V198H21ZM42 198L41 197V199H45V198ZM48 195H47V197L46 198H50ZM70 197H72V198H70ZM77 199V200H75V198ZM166 197V198H165ZM18 200H17V199ZM24 198V199H23ZM14 199V198H13ZM28 199H31V200H28ZM40 199V198H39ZM167 199V200H166ZM27 200V201H26ZM32 200H34L33 201V203H32V205H30V202H32ZM69 200V201H68ZM116 200V201H115ZM14 201V200H13ZM18 201V202H17ZM24 201V202H23ZM71 201H73V203L71 204ZM19 202H21V203H19ZM68 202H70V203H68ZM17 203V204H16ZM35 203H38L37 204V206H33V204H35ZM20 204V206H18ZM27 204V205H28ZM68 204H69V207H68ZM71 204V205H70ZM56 205V206H55ZM75 205V206H74ZM77 206L78 207H80V208H78V209H76L77 208ZM36 207V208H35ZM37 207H40L39 209L37 208ZM55 207V208H54ZM73 207V208H72ZM83 207V208H82ZM15 209V210H8V212L7 213H9V214H6V216L8 217V216H13L12 217V219L14 218V215H16V213L18 214V209ZM47 208H49V209H47ZM31 209H33V210H31ZM44 209H46V210H44ZM70 209V210H71ZM79 209H82V210H80L79 211ZM18 210V211H17ZM23 210V209H22ZM21 210V212H23ZM49 210V211H48ZM69 210V211H70ZM15 211V212H14ZM10 212H12V214L10 213ZM15 214H14V213ZM20 212V211H19ZM77 212V213H76ZM81 212V213H80ZM59 213H57V214H59ZM63 213H65V214H63ZM73 215V216H72ZM75 215V216H74ZM82 215V214H81ZM87 215V216H86ZM11 216L10 217H8V218H11ZM59 216V215H58ZM79 216V217H78ZM31 217V218H32ZM61 217V216H60ZM65 216L64 217H61L62 219L63 218H66ZM78 217V218H77ZM11 219V220H12ZM85 219V218H84ZM8 220V219H7ZM38 220V219H37ZM42 220H43V222H42ZM10 221V220H9ZM250 224V223H249ZM251 225V226H250ZM249 226H248V228H249V230L251 231L252 229H250V228H252V224H250ZM58 226V227H57ZM49 227V228H50ZM58 229H60V230H58ZM68 234V235H67ZM73 235V236H72ZM62 236H64V237H62ZM71 236V237H70ZM66 238V239H65ZM68 242V243H69ZM70 247V248H69ZM64 248H66L65 250H64ZM66 251V252H65ZM6 251L5 250H3V253H5ZM62 252V253H63ZM64 255H62V257H64V259H66L65 258V256ZM73 256V257H70V256ZM56 258V257H55ZM71 258V259H70ZM68 259V258H67ZM251 260V261H250ZM247 261H249V262H247ZM254 262V260L252 259V258H248V260L246 259V262L245 263H250V264H252ZM261 263H263L264 264V262L262 261V262H260L259 264H261ZM254 264V263H253Z\"/></svg>",
	"mask_w": 264,
	"mask_h": 264
}]
</instances>
